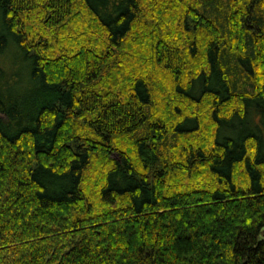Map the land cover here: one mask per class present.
<instances>
[{"label": "trees", "instance_id": "1", "mask_svg": "<svg viewBox=\"0 0 264 264\" xmlns=\"http://www.w3.org/2000/svg\"><path fill=\"white\" fill-rule=\"evenodd\" d=\"M0 264H264V0H0Z\"/></svg>", "mask_w": 264, "mask_h": 264}]
</instances>
